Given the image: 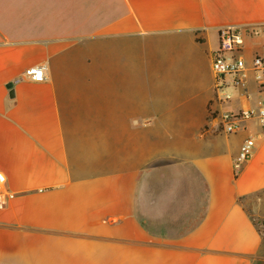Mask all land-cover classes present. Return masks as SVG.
I'll use <instances>...</instances> for the list:
<instances>
[{
    "label": "crops",
    "instance_id": "0c3cea01",
    "mask_svg": "<svg viewBox=\"0 0 264 264\" xmlns=\"http://www.w3.org/2000/svg\"><path fill=\"white\" fill-rule=\"evenodd\" d=\"M224 32L264 56V0H0V264H264V130L220 117L264 84L217 89Z\"/></svg>",
    "mask_w": 264,
    "mask_h": 264
},
{
    "label": "built area",
    "instance_id": "2783aa9c",
    "mask_svg": "<svg viewBox=\"0 0 264 264\" xmlns=\"http://www.w3.org/2000/svg\"><path fill=\"white\" fill-rule=\"evenodd\" d=\"M242 40L240 33L224 32L221 35L219 50L214 54L212 60V72L217 80V89L223 91L225 88L224 79L226 76H233L234 87L242 86L246 83L249 72H253L255 79L264 84V56L257 55L254 57L251 66H248L245 60L232 54L227 56L228 52L236 49V43ZM46 65H37L26 69L25 76L32 82H43L46 79ZM221 101L231 99L229 94H223ZM222 130L226 134H232L239 131L244 122L256 119L260 127L264 130V104L257 109H243L239 112H223L221 114ZM255 141L252 138L246 139L240 147L237 156L233 161L235 177H238L243 171L245 165L251 159ZM6 184L5 176L0 173V194H2ZM12 196V195H9Z\"/></svg>",
    "mask_w": 264,
    "mask_h": 264
},
{
    "label": "rangeland",
    "instance_id": "374dc122",
    "mask_svg": "<svg viewBox=\"0 0 264 264\" xmlns=\"http://www.w3.org/2000/svg\"><path fill=\"white\" fill-rule=\"evenodd\" d=\"M257 221H259L260 223H257L258 225H259V227L261 228V230H262V233L264 234V220L263 219H257Z\"/></svg>",
    "mask_w": 264,
    "mask_h": 264
},
{
    "label": "water",
    "instance_id": "95a60500",
    "mask_svg": "<svg viewBox=\"0 0 264 264\" xmlns=\"http://www.w3.org/2000/svg\"><path fill=\"white\" fill-rule=\"evenodd\" d=\"M7 87L11 90L10 95L13 96V92H14V91H13V89H12V84H9Z\"/></svg>",
    "mask_w": 264,
    "mask_h": 264
}]
</instances>
